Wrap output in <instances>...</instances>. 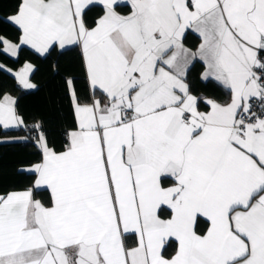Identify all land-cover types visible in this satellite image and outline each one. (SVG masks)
I'll use <instances>...</instances> for the list:
<instances>
[{"label": "snow or ice", "instance_id": "1", "mask_svg": "<svg viewBox=\"0 0 264 264\" xmlns=\"http://www.w3.org/2000/svg\"><path fill=\"white\" fill-rule=\"evenodd\" d=\"M8 20L0 51L78 50L86 89L65 79L60 145L42 121L23 138L37 159L0 191V264H264V0H17ZM197 58L220 99L192 93ZM16 104L0 96L3 129L25 126Z\"/></svg>", "mask_w": 264, "mask_h": 264}, {"label": "trees", "instance_id": "2", "mask_svg": "<svg viewBox=\"0 0 264 264\" xmlns=\"http://www.w3.org/2000/svg\"><path fill=\"white\" fill-rule=\"evenodd\" d=\"M17 0H0V36L14 44L19 43L20 32L8 17L15 13ZM122 14L128 9L117 7ZM95 18L96 11L88 13ZM188 44L195 47L198 39L194 36L186 37ZM3 45L0 44V48ZM25 62L32 63L34 70L30 79L36 85L33 90L21 87L15 77L0 69V96L5 93L17 100L16 109L24 119L25 126L15 129L0 127V138H21L0 143V191L22 190L31 184V176L19 169L27 168L37 159V149L34 141L24 137L34 135L28 129L36 121H42L45 131L49 134V141L57 145L62 143V133L72 124L71 106L65 88V79L69 76L76 78V89L79 95H85L86 85L81 71L77 51H67L61 55L40 56L31 50L20 47L16 57L0 51V64L17 70ZM203 65L195 61L189 68L187 79L194 95L208 99H220L221 89L213 80L203 81L200 73ZM204 107L202 106L201 109ZM39 198V197H37Z\"/></svg>", "mask_w": 264, "mask_h": 264}, {"label": "crops", "instance_id": "3", "mask_svg": "<svg viewBox=\"0 0 264 264\" xmlns=\"http://www.w3.org/2000/svg\"><path fill=\"white\" fill-rule=\"evenodd\" d=\"M118 11V10H117ZM122 14V13H121ZM190 36H194V37H196L197 39H198V42H197V44H196V46L195 47H192L190 44H188L187 43V41L185 40L186 39V37L188 38V37H190ZM202 43V38L199 36V34L198 33H196L195 31H193L192 29H188V30H186V32H185V35L182 37V44H183V46H184V48H186V49H188L189 50V52H191V53H195V52H197V50L199 49V46H200V44ZM21 47H24V48H27V49H29V50H31L32 52H34V50H32V49H30L28 46H26V45H22ZM35 53V52H34ZM37 54V53H36ZM170 54V53H169ZM39 55V54H38ZM195 61H199L202 65H203V63L197 58V59H194L193 61H192V64L195 62ZM25 63H29V62H25ZM24 63V64H25ZM24 64H22L21 66H20V68H18L17 70H13V69H11L12 70V72H8V73H10L11 75H13L12 73H14V72H16V71H18L19 69H21L22 67H23V65ZM29 64H31V65H33L32 63H29ZM191 64V65H192ZM0 65H2V64H0ZM190 65V66H191ZM190 66H189V68H190ZM5 68H7V69H10V68H8V67H6L5 66ZM33 70H34V65H33ZM33 70H32V72H33ZM189 70V69H188ZM205 71V67H204V65H203V70H202V72L200 73V78H201V80H202V74H203V72ZM31 72V73H32ZM31 73L29 74V82L30 83H32L33 85H35L32 81H31V79H30V76H31ZM14 76V75H13ZM208 80H212L211 78H209ZM203 81H205V80H203ZM21 86V85H20ZM22 87V86H21ZM35 87H36V85H35ZM34 87V88H35ZM34 88H32V89H26V90H33ZM11 96V95H10ZM13 97V96H12ZM14 98V97H13ZM202 111L203 110H205L204 108L203 109H201ZM9 129H15V128H9ZM12 140H21V138H0V141H12Z\"/></svg>", "mask_w": 264, "mask_h": 264}]
</instances>
